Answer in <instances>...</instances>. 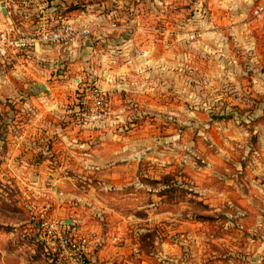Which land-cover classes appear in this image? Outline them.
I'll list each match as a JSON object with an SVG mask.
<instances>
[{"label":"rangeland","instance_id":"1","mask_svg":"<svg viewBox=\"0 0 264 264\" xmlns=\"http://www.w3.org/2000/svg\"><path fill=\"white\" fill-rule=\"evenodd\" d=\"M61 1L88 38L0 58V264H57L52 218L83 264H264L258 0Z\"/></svg>","mask_w":264,"mask_h":264},{"label":"built area","instance_id":"2","mask_svg":"<svg viewBox=\"0 0 264 264\" xmlns=\"http://www.w3.org/2000/svg\"><path fill=\"white\" fill-rule=\"evenodd\" d=\"M254 11L264 17V0H258ZM99 17L110 19L112 30L118 27L115 9ZM92 31L91 15L81 11L71 16V12L59 8L54 0H0V58L3 60L72 46L88 38ZM199 34L196 29L190 30L187 38L195 39ZM39 229L43 231L40 236L50 244L54 263L83 264L86 238L77 236L75 222L52 218L43 220Z\"/></svg>","mask_w":264,"mask_h":264},{"label":"crops","instance_id":"3","mask_svg":"<svg viewBox=\"0 0 264 264\" xmlns=\"http://www.w3.org/2000/svg\"><path fill=\"white\" fill-rule=\"evenodd\" d=\"M54 4H56L59 8H62L64 4L63 1L61 0H54Z\"/></svg>","mask_w":264,"mask_h":264},{"label":"water","instance_id":"4","mask_svg":"<svg viewBox=\"0 0 264 264\" xmlns=\"http://www.w3.org/2000/svg\"><path fill=\"white\" fill-rule=\"evenodd\" d=\"M40 85H42L43 87H45V84H40Z\"/></svg>","mask_w":264,"mask_h":264}]
</instances>
